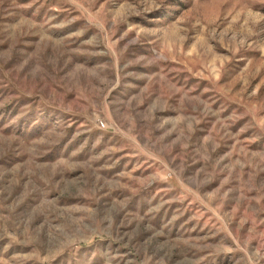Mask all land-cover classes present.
Masks as SVG:
<instances>
[{
  "label": "rangeland",
  "instance_id": "1",
  "mask_svg": "<svg viewBox=\"0 0 264 264\" xmlns=\"http://www.w3.org/2000/svg\"><path fill=\"white\" fill-rule=\"evenodd\" d=\"M0 264H264V0H0Z\"/></svg>",
  "mask_w": 264,
  "mask_h": 264
}]
</instances>
